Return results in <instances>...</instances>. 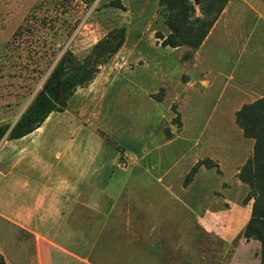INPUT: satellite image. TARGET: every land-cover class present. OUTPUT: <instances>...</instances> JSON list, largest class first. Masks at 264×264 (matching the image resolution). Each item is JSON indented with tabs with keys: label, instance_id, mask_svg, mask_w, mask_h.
<instances>
[{
	"label": "rangeland",
	"instance_id": "rangeland-1",
	"mask_svg": "<svg viewBox=\"0 0 264 264\" xmlns=\"http://www.w3.org/2000/svg\"><path fill=\"white\" fill-rule=\"evenodd\" d=\"M117 1L124 7L110 5ZM192 1L196 15L202 16L201 0ZM123 26V47L101 67L97 77L76 90L65 111L52 112L42 131L32 133L34 137L10 140L7 134L0 142V157H25L12 176L20 181L15 176L26 174L21 186L24 180L40 181L41 186L49 180L32 170L27 157H73L79 164L89 162L92 181H104V186L111 180L105 190L112 200L133 199L152 220L155 235L173 237L184 249L194 247L192 213L220 204L212 191L221 188L225 179L213 168L200 171L188 188L183 187V181L199 159L218 157L231 185L224 194L234 204L232 237L251 213L244 202L250 188L247 185L244 194L235 173L251 157L253 142L235 118L231 122V114L220 112L231 108L224 104L230 95L228 91L222 97L220 79L207 96L192 87L183 92L182 79H199L201 74L197 71L196 75L195 70L189 74L193 60L187 62L189 67L180 60L189 52L188 46L175 50L160 44L157 32L167 36L170 30L160 13L159 0H0V125L16 123L67 49L83 60L96 42ZM159 97L163 100L157 101ZM14 150L17 152L12 154ZM131 157L138 161L132 162ZM150 164L154 172H165L161 182L146 174ZM117 165L129 170L122 171ZM3 186L0 178V188ZM112 205L111 200L102 204V217L107 216L101 220L105 235L97 236L103 226H89L87 233L91 240L101 238L98 248L106 243L114 251L123 238L117 233L123 230L113 225L120 218H109ZM245 226L235 243L244 237ZM125 228L138 234L136 227ZM146 230L152 227L144 225L141 234ZM221 247L218 241L210 249L222 255ZM239 249L245 250L243 246ZM260 255L261 248L256 253Z\"/></svg>",
	"mask_w": 264,
	"mask_h": 264
},
{
	"label": "crops",
	"instance_id": "crops-1",
	"mask_svg": "<svg viewBox=\"0 0 264 264\" xmlns=\"http://www.w3.org/2000/svg\"><path fill=\"white\" fill-rule=\"evenodd\" d=\"M173 49L179 50L180 47ZM184 56L180 60L185 65L193 60V68L186 65L191 69L189 74L193 75L192 71L195 70V74L200 71L201 76L199 79H182L183 92L186 93L192 87L207 96L213 83L220 79L221 94L229 91L230 95L224 104L231 105L230 110L224 108L220 112L223 115L231 114V122L234 118L236 120V112L244 104L264 96V0H229L200 48L194 51L193 57L187 60ZM35 131H42V126ZM31 136L34 137L33 134ZM251 141L253 150L255 140ZM16 152L14 150L12 154ZM7 156L4 154V157H0V178L5 183L0 188V251L7 264H261L260 257L256 256L261 248L257 240L243 237L235 243L237 234L251 216V203L246 204L250 214L242 222V228L232 237L229 236L234 204L224 194L231 185L226 181V172L218 157L210 159L219 164L220 171L216 170L225 179L221 188L212 191L220 204L214 206V210L192 213L194 247L184 249L183 245L172 240L173 237L155 235L152 220L133 199L130 202H121L122 197L117 201L112 200L105 190L111 180H107L104 186V181H92L89 178V162L79 164L73 157H52L51 160L48 157H27L32 170L41 172L50 182L48 180L41 186L40 181L31 179L32 182L24 180V186H21V177L26 174L15 176L20 181L12 176L13 170L25 157L13 159ZM114 159L117 160V157ZM131 159L134 163L138 161V157ZM150 165L151 169L146 170V174L157 177L161 182L165 172H154V165ZM243 165L244 162L240 164L236 175ZM117 167L122 168V171L129 170L120 165ZM205 169L213 168L202 166L190 183L186 184L185 178L183 187L193 185L195 177ZM236 178L244 194L247 193V185L238 176ZM110 200L113 205L109 218H120V222L113 225L123 230L117 233L123 238L117 241L119 246L114 251L109 250L106 243L99 249L101 238L91 240L87 233L89 226H103L98 237L105 232V222L101 220L107 216L102 217V204ZM117 209L120 210L116 212ZM144 225L152 227V230H146L147 233L142 235ZM125 226H130V229L136 227L138 234H134L132 229L127 232ZM106 239L103 241L106 242ZM206 241L209 243L207 246L204 244ZM218 241L222 243V255L210 249ZM240 246L245 250L241 251ZM206 251L211 255L207 256Z\"/></svg>",
	"mask_w": 264,
	"mask_h": 264
},
{
	"label": "trees",
	"instance_id": "trees-1",
	"mask_svg": "<svg viewBox=\"0 0 264 264\" xmlns=\"http://www.w3.org/2000/svg\"><path fill=\"white\" fill-rule=\"evenodd\" d=\"M229 0H201L202 16L196 15L192 0H159L160 13L170 33L165 36L157 32V38L164 47L178 48L188 46L189 52L184 56L191 59L210 30L220 17ZM111 6L123 8L119 1ZM126 41V28L112 29L93 46L91 52L80 60L76 54L67 49L62 55L42 89L36 94L28 108L21 114L16 123L0 125V142L8 134L14 140L27 136L42 126L54 111L63 112L68 100L80 87L89 85L99 74L101 67L123 47ZM54 85L62 88L61 99L56 103L48 95ZM162 101L163 97L156 98ZM236 123L246 137L255 140L253 154L240 168L239 179L249 186L250 191L244 202L251 200V216L243 234L248 240L255 239L261 243V264H264V96L244 104L236 112ZM216 168L219 164L210 158L198 161L185 183L192 181L199 169ZM0 264H7L0 251Z\"/></svg>",
	"mask_w": 264,
	"mask_h": 264
},
{
	"label": "water",
	"instance_id": "water-1",
	"mask_svg": "<svg viewBox=\"0 0 264 264\" xmlns=\"http://www.w3.org/2000/svg\"><path fill=\"white\" fill-rule=\"evenodd\" d=\"M49 97L54 101L58 102L61 99L62 96V88L58 85H54L48 90Z\"/></svg>",
	"mask_w": 264,
	"mask_h": 264
}]
</instances>
